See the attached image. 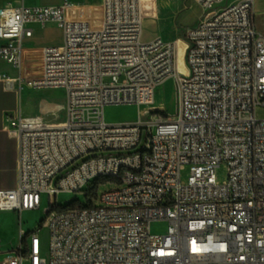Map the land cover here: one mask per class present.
I'll return each instance as SVG.
<instances>
[{
    "label": "built area",
    "instance_id": "2783aa9c",
    "mask_svg": "<svg viewBox=\"0 0 264 264\" xmlns=\"http://www.w3.org/2000/svg\"><path fill=\"white\" fill-rule=\"evenodd\" d=\"M193 2L205 14L185 32L187 74L177 42L143 41L141 0H104L85 19L71 5L1 9L0 82L64 90L66 101L44 116H8L19 180L0 190V211H40L47 197L48 242L41 224L34 232L22 224L19 248L0 264H264V119L256 117L264 35L255 0ZM48 24L62 29L63 44L43 49L41 74L28 80L23 41L31 26ZM170 79L174 113L106 120L107 107L153 105ZM98 180V191L115 188L90 205ZM74 193L85 202H56ZM154 223H167L166 232L154 234Z\"/></svg>",
    "mask_w": 264,
    "mask_h": 264
},
{
    "label": "crops",
    "instance_id": "0c3cea01",
    "mask_svg": "<svg viewBox=\"0 0 264 264\" xmlns=\"http://www.w3.org/2000/svg\"><path fill=\"white\" fill-rule=\"evenodd\" d=\"M103 1L104 0H0V11L8 5L15 7L71 5V7L75 8L78 18L85 19L89 15L90 10L98 7ZM145 3H150L152 7L147 8L143 5ZM170 4L171 0H142V5L145 8L143 10L145 18L144 24L147 21L155 24L156 20L161 17L160 12L162 9L168 11L167 17L171 22L163 26L162 37L157 36L146 41L143 39L144 42H150L156 38H162L163 40L169 42H178L179 40L185 41L184 31L177 24V18L183 11L178 7V5L173 8ZM193 5L194 10H196L194 22L192 25L186 26V29L196 26L205 14V12L194 2ZM68 13L70 14L71 11ZM254 24L256 29L264 35V0H255ZM30 28L32 30V36L23 41L22 67H26L30 63H38L41 65L42 70L43 49L47 47L61 46L63 44V31L55 24H48L47 26L33 25ZM144 33L145 31H143V36ZM3 44L4 42L0 39V46ZM179 66L182 70L188 72V68L180 58V48ZM3 70L11 79H16L18 76L16 71H13L7 66H3ZM30 90L31 89H29L26 85H23L22 87L15 85L13 88H8L5 83L0 82V190L16 189L19 180V146L17 139L10 134L11 126L8 116L21 114L24 117H40L44 116L47 111H55L58 106L64 105L56 101H40L36 106V110L31 111L27 104V93ZM135 121H137V119L133 121L129 120L128 122L134 123ZM34 214L35 212L32 211L24 212L22 215H19V220L21 221L25 216L28 217ZM1 216L8 217L10 219L12 218L14 221L18 218L17 214L13 212L0 211V217ZM27 231L30 230L27 228ZM3 247V251L6 252L9 249L15 248L14 245ZM3 253L5 252H0V254Z\"/></svg>",
    "mask_w": 264,
    "mask_h": 264
},
{
    "label": "rangeland",
    "instance_id": "374dc122",
    "mask_svg": "<svg viewBox=\"0 0 264 264\" xmlns=\"http://www.w3.org/2000/svg\"><path fill=\"white\" fill-rule=\"evenodd\" d=\"M144 6L152 7L150 3L147 5L143 4ZM171 7H175L178 5L179 8L183 11L177 18V24L179 27L182 28L184 31V36L186 32V26H190L194 22L196 10H194V5L192 0H171ZM143 6V10L145 9ZM156 11V7H155ZM168 11L163 10L160 12L161 17L156 20V23L153 24L150 21L145 22L144 24V36L143 39L146 41L153 37H162V30L163 26L169 24L170 19L167 17ZM147 19V17H146ZM171 23V22H170ZM186 36L185 41L179 40L178 43L182 46V60L187 67L186 64V50H187V43H186ZM187 73V72H186ZM23 76L30 80L33 78H37L41 74V65L38 63H30L26 67L22 69ZM109 80L106 79L105 82ZM51 102L56 101L60 104H65L66 95L64 90H43V91H34L30 90L27 93V104L31 111L36 110V106L38 102ZM155 107L150 110H161L166 111V113L172 114L176 110V101H175V85L174 80L170 79L161 85L156 94V103ZM149 109L147 107H143L139 109L136 106H119V107H107L105 110L106 120L110 123H124L130 124L129 120H136L140 117H143L145 113ZM64 113H62V118H64ZM256 117L258 119H264V107H258L256 109ZM186 171L183 175L184 180L187 178ZM227 170L221 166L217 170V178L219 182H224L227 179ZM115 188V186H108V187H101L97 192L98 197L100 198L103 193L109 191L110 189ZM79 198L81 203L85 202V198L81 193H74V194H62L57 197L56 202L60 205H64L67 202H71L73 199ZM50 204V201L47 197H44L43 206L40 211H33L35 212L34 215L24 217L23 220H19V214H17L18 218L14 221L12 218L8 217H0V252L3 251L2 247L7 246H15L14 249H9L7 252L15 251L20 246V229L24 227V230L27 232V228L30 232L37 231L39 228V224L43 227L40 229L39 235L40 240L43 244L48 242V233H47V221L46 219V210ZM15 213V212H13ZM167 229V223H154L152 226V232L154 234H161L165 233ZM3 247V248H4Z\"/></svg>",
    "mask_w": 264,
    "mask_h": 264
},
{
    "label": "bare ground",
    "instance_id": "6f19581e",
    "mask_svg": "<svg viewBox=\"0 0 264 264\" xmlns=\"http://www.w3.org/2000/svg\"><path fill=\"white\" fill-rule=\"evenodd\" d=\"M147 3H145V5H146ZM141 7H142V13H143V17H144V12H143V5H142V0H141ZM144 21H145V18H144ZM187 43V42H186ZM177 46H178V63H179V48H180V58L182 59V46H181V44H179L178 42H177ZM187 49H188V44H187ZM186 53H187V50H186ZM188 68V67H187ZM179 70H180V72H182V73H184V74H187L184 70H182L181 68H180V66H179ZM188 71H189V69H188ZM158 90V89H157ZM156 94H157V91H156ZM155 103H156V95H155V102H154V104L153 105H151V106H149V107H147L149 110L148 111H152V110H150V109H152V108H154L155 106ZM155 110H158V109H155ZM161 111V110H160Z\"/></svg>",
    "mask_w": 264,
    "mask_h": 264
},
{
    "label": "trees",
    "instance_id": "16d2710c",
    "mask_svg": "<svg viewBox=\"0 0 264 264\" xmlns=\"http://www.w3.org/2000/svg\"><path fill=\"white\" fill-rule=\"evenodd\" d=\"M100 181L98 180L94 184V186L90 189L89 193L87 194L88 203L90 205L92 204L93 200H95L97 198L98 184H99Z\"/></svg>",
    "mask_w": 264,
    "mask_h": 264
}]
</instances>
